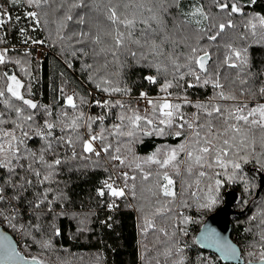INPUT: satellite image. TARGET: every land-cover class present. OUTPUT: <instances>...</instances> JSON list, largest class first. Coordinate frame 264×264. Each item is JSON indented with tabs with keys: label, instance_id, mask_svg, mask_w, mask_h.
<instances>
[{
	"label": "trees",
	"instance_id": "trees-1",
	"mask_svg": "<svg viewBox=\"0 0 264 264\" xmlns=\"http://www.w3.org/2000/svg\"><path fill=\"white\" fill-rule=\"evenodd\" d=\"M0 4L13 17L0 29L1 47L22 43L24 38L33 36L51 48L41 62L30 53L7 49V61L0 65V90L5 91V96L0 97V120L4 121L0 128L11 130L12 121L21 122L5 100L22 107L24 115L34 116V121L24 126L33 136L26 140V147L39 154L45 141L34 136L33 130L45 120L54 123L53 137L49 138L53 149L45 152L44 158L48 162L54 158L62 160L44 184H39L30 172L18 168L20 176L32 179L33 184L21 192L22 202H0V213H3L0 225L17 240L20 253L32 264L33 258L43 264H180L181 261L183 264H224L215 254L198 246L196 235L206 219L223 206L226 192L234 190L239 196L234 210L240 214L231 218V238L241 248L246 262L260 260V253L264 251V188L258 198L256 194L259 178L264 175L261 167L264 129L237 121L235 110L246 105L243 112L246 115L249 109L264 104V96L259 92L264 87V25L260 23L264 17V0L254 3L253 0H48L39 9L29 7L26 2L13 5L10 0L7 3L0 0ZM73 4L83 6L72 7ZM223 4L228 7L222 8ZM232 4H237L240 12L232 13ZM110 8H115L121 19H134V26L113 25L108 19ZM27 11L40 13L38 25L24 15ZM18 15L19 22L15 20ZM68 15L72 16L71 20L66 19ZM153 16L157 19L153 20ZM220 24L225 25L222 32ZM20 28L25 29L23 34ZM117 31L124 34L121 46L115 45ZM213 35L215 40L208 39ZM97 36L100 42L94 43ZM193 48L198 50L197 55L208 53V74L213 81L219 78L222 89L214 88L212 83L203 84V74L200 83L187 75ZM232 50L246 56L247 64H240L233 56L230 63L239 66L229 67L225 59ZM191 66L199 72L197 66ZM5 73L16 76L22 85V95L36 103V109L27 108L7 93L9 81ZM147 76L155 77L156 83H150L145 79ZM103 79L111 84H103ZM166 81L173 84L168 93L174 100L178 99L174 104L180 105L184 120L194 128L199 126L197 130L202 137L209 124L218 132H224L229 124L242 129L240 134L229 131L221 137L231 141L235 135L234 147L226 157L241 164L233 180L229 181L225 175V171L229 175L233 173L231 165L226 170L216 166L215 153L207 157V163L213 167L192 164L189 172L192 162L187 153L198 147L193 144V129L186 125L179 128L182 121L178 117L170 128L159 125V112L153 116V105L146 113L129 98L142 92L168 95L160 90ZM189 84L195 86L188 87ZM103 87L127 91L109 94ZM92 91L108 97L113 105L119 101L123 107L102 108L96 102L92 104ZM221 91L224 97L234 99L221 97L218 95ZM68 95L74 97L76 109L67 105ZM214 107H219L221 113L208 116L207 112ZM132 110L153 118L158 127L165 128V134H156L153 125L141 121L134 136L116 135L113 125L121 124L120 115H131ZM80 113L83 117L77 121V128L65 127ZM99 116H104V120L90 122L88 119ZM130 127L124 121L121 131L126 132ZM94 129L105 130L104 141L99 140L101 149L108 144L112 146L103 156L83 152L86 133ZM146 131L151 134L145 135ZM177 131L181 132L180 136L175 135ZM69 139L72 144L67 143ZM181 145L185 146L184 151H179ZM117 147L125 160L123 165L111 159L117 154ZM24 148L21 145V153L26 155ZM172 149H177L175 167L161 168L159 164L145 162L153 154L162 161ZM242 156L248 157L247 162L239 159ZM23 162H31V158ZM33 166L42 174L46 171L39 163ZM114 172L119 180L115 187L125 191L122 197H113L104 188L105 180L114 176ZM165 172L173 180L175 197L163 194V185L167 183L163 179ZM200 172L205 175L200 176ZM125 173L129 177L127 181ZM216 180L221 181L218 188ZM45 189H49L47 200L41 209L33 210L30 202H35L37 193ZM102 189L105 195L100 196ZM209 195L215 197L216 203L211 208H201L199 205L206 203ZM113 203L116 207H109ZM5 217H8L6 226L2 224ZM185 217L189 218L187 222ZM55 229H59V235ZM45 241L49 247L42 246Z\"/></svg>",
	"mask_w": 264,
	"mask_h": 264
},
{
	"label": "snow or ice",
	"instance_id": "snow-or-ice-1",
	"mask_svg": "<svg viewBox=\"0 0 264 264\" xmlns=\"http://www.w3.org/2000/svg\"><path fill=\"white\" fill-rule=\"evenodd\" d=\"M8 0H5V3H7ZM10 2L13 5L19 4L21 2H26V4L29 7H35L37 9L41 8L43 4L47 3L48 0H10ZM255 0H253V3ZM82 4H73L72 7H81ZM222 8H227V4L221 5ZM240 8L237 4L231 5V12L237 13L240 12ZM151 11V9H149ZM197 12L202 11L200 9L196 10ZM110 15L108 19L111 21L113 25H124L125 27H132L135 24L134 19H121L120 16H118L117 11L115 8L109 9ZM195 14V13H194ZM27 18L31 19L35 22V24L40 23V13L37 11H27L24 14ZM7 17V19H5ZM13 17L9 14L8 10L4 7L3 4H0V27H3L6 25L9 21H11ZM21 17L18 15L15 17V20L19 22ZM67 20H71L72 16L68 15L66 16ZM153 20H156L157 17L153 16ZM81 23L83 20L80 21ZM261 25H264V17L260 18ZM231 23L228 24V27H231ZM256 26L255 24L252 25V28L254 29ZM220 31L222 32L225 29L224 24L219 25ZM20 33L23 34L25 29L20 28ZM219 35V33H217ZM129 36H131V33H129ZM208 39L215 40L216 36H209ZM115 45L121 46L124 42V34L117 31L115 37H114ZM100 37L97 36L94 40V43H99ZM33 43H43V41H33ZM135 43H139V41H135ZM191 56H189V64H188V72L187 75L192 76L197 83L201 82L202 74L205 76L203 79V84L207 85L209 83L213 84L214 88H223V85L219 82V78L217 77L214 81L211 79L210 75L208 74V68H207V61L209 60V56L207 52H204L203 55H197V49L193 48ZM133 56H135V53H132ZM233 56L236 58V60L240 61V64H247V58L246 56L242 57V54L240 51L232 50L231 55L227 56L225 59V63H228L229 67L235 68L239 65L236 63H230ZM7 61V49L0 50V65L5 64ZM19 63V61H17ZM191 65H195L198 67L199 72L196 71L195 68H193ZM87 67L91 68V65H88ZM5 77H7V80L9 83L7 84L6 91L7 93L11 94V97H14L16 100L21 101L23 105H26L29 109H36L37 104L34 103L30 99H25L24 96L21 94L20 89L22 87L19 80H17L16 76L12 75L9 76L7 73L4 74ZM150 83H156V78L153 76H147L145 77ZM180 79H183V75H181ZM103 84L110 85L111 81L107 79L102 80ZM195 85L189 84L188 87H194ZM97 87H101L100 84L97 85ZM173 87V84L171 81H166L161 86V91L168 93V89ZM102 90L104 92H107L109 94L114 92H126V89H121L119 87H103ZM259 92L262 96H264V87H261L259 89ZM141 97L147 98L146 93H141ZM168 95H171V93H168ZM221 97H224L223 91L218 93ZM5 96V91L0 90V97ZM226 99H234V97H224ZM84 101L82 100L81 103ZM4 103L6 105H9L11 107L16 116L20 118L21 122L17 123L16 121H12V124L14 125L11 130H5L0 128V202H3L5 200H8L9 203L11 201H23V196L21 195V192L26 191V186H31L33 184V180L29 179L27 176L21 177L17 169H25L26 171L30 172L32 176H34L39 184H44L46 181H49L53 174L54 169L62 164V160L60 158H54L51 162H48L44 158V153L52 151L53 145L52 141L49 139L53 137V129L56 127V125L52 122H49L45 120L43 122L42 126H37L35 130H33V135L40 137L45 141V145L42 148V150L37 154L36 152H32L26 147V140L32 139L33 136L29 134V131L24 130V126L27 122H33L34 116L32 114L24 115V109L22 107H17L14 105H11L8 100H5ZM66 103L69 107L72 109L77 108V104L74 100V97L72 95L66 96ZM149 104L153 105L152 108V114L155 116L157 112H159V125H164L166 127H172L174 120L178 117L182 122L178 125L179 128L183 129L185 125L189 129H193V144L197 145L198 147L193 148L192 151H188L187 156L189 161L192 163L188 166V171H192V164L200 165L203 167L205 164L209 168L213 167L211 163H207V157L211 156L213 153H215V164L216 166H219L220 168L227 169L229 167V164L231 165L233 169V173L229 175L227 171H225V175L227 176L228 180L231 181L235 178V170L239 169L241 167V164L233 159V160H227L226 157L229 154V151L234 147L235 142V135L231 137V141L229 138H223L221 140V137L225 136L226 133L229 131L240 134L242 132V129L234 124H229L227 128H225L224 132H218L213 130L211 125H208V130L205 133V135L202 137L201 132L198 129L199 126L194 128V125L192 123H189L184 120L183 114L179 112L180 105L179 104H172L168 102L166 98L162 100V102L155 104L152 100L148 101ZM96 104L99 105L102 108H111L115 105H119L120 107H123V105L116 101L115 105H113L110 101H104L101 102L99 100L96 101ZM197 107H204L203 105H197ZM246 107H240L235 110V119L237 121H243L246 125H252L257 126L261 129H264V104H258L257 106L249 109L247 111V114H243L244 108ZM221 109L219 107H214L212 111H208L207 115L211 116L213 112L221 113ZM48 115H51V112H48ZM66 115V113H65ZM229 115H232L230 113ZM83 117V113H80L79 116L72 119L70 124H66L65 127L75 129L78 127L77 121ZM251 117L252 119H249ZM90 122H94V120H104V116H99L96 118L89 117L88 118ZM121 124L113 125V129L115 131L116 135L119 136H129L132 137L135 135V130L140 127L141 121H143L147 125H153V131L156 132V134L164 135L165 134V128L164 127H158L154 123L153 118H148L147 116H141L136 112L135 110H132L131 115H125L121 114L119 117ZM127 121L128 124L131 126L128 131H121L123 122ZM4 121L0 120V124H3ZM28 127L31 128L32 125L28 124ZM89 129H91V123L88 124ZM17 131L20 132V135H17ZM104 129H101V132L98 135H90V137L83 141V152L85 153H93L97 157L101 155V151L97 150L94 147L93 142L96 140H101L102 142L105 139L104 136ZM150 132H145V135H150ZM176 136H180L181 132L177 131L175 133ZM215 141V142H214ZM68 144H72L73 141L69 139L67 141ZM241 144L244 143L243 140L240 142ZM21 145H25L24 152L25 154L21 153ZM111 144H108L102 148L103 152H108L111 148ZM185 146L181 145L179 151H184ZM120 148L117 147L115 149V155L111 156V159L117 160L120 162L121 165L125 163V160L121 158L119 155ZM73 158L76 156V152L73 151ZM29 158H31V162L24 163L23 161H28ZM177 159V149H172L171 152L167 155V157L164 160H158L156 159V154H153L152 156L147 157L145 162H152L159 164L161 168H166L169 165H172L175 167L176 165L173 163ZM240 160H243L244 162H247L248 157L242 156L239 157ZM259 162V161H258ZM34 163H39L43 166V168L46 170L44 174H42V171L39 168H36L33 166ZM137 167H140L139 164L136 165ZM261 167L264 168V164H261ZM200 176H204V172L199 173ZM145 179L148 178V175L145 174ZM124 179L127 181L129 177L127 176V173L124 174ZM132 179H135V177H132ZM163 179L167 182L165 185H163V194L164 196L169 197H175V192L172 191L171 186L173 185V180L168 176V174L165 172L163 174ZM221 181L216 180V186L217 188L220 186ZM125 187H127V184H125ZM104 188H106L109 192V194L113 197H122L125 195V191L123 188L113 187L111 183H108L107 181L104 182ZM49 189H45L42 193H37V199L35 202H30V206L33 208V210L41 209V205L45 203L47 200V193ZM99 195L103 196L105 195L104 190L99 191ZM49 204L52 203V201H48ZM216 203V199L214 196L209 195L208 200L206 203H203L199 205L201 208H211ZM109 207H116L115 203L109 205ZM51 211V209H49ZM3 213H0L2 215ZM8 219V217H5ZM11 219H15V216H12ZM11 219L9 222L11 223ZM189 218L185 217V222L188 221ZM147 226H151L150 222H146ZM13 227H16V225H12ZM38 227V226H37ZM55 234L59 235V229H55ZM217 247L220 248L222 251H225L228 253L229 251L235 252V249L228 244L227 242H220L218 239L214 240ZM43 247H49V242L45 241L42 245ZM251 255V254H250ZM18 256L17 253H15V250L9 251L7 247L3 248V254L0 255V262L3 260H10L13 257ZM33 264H43L42 261H38L35 258H33ZM180 264H183L181 261ZM260 264H264V251L260 253Z\"/></svg>",
	"mask_w": 264,
	"mask_h": 264
},
{
	"label": "water",
	"instance_id": "water-1",
	"mask_svg": "<svg viewBox=\"0 0 264 264\" xmlns=\"http://www.w3.org/2000/svg\"><path fill=\"white\" fill-rule=\"evenodd\" d=\"M22 94V91H20ZM259 189L256 197L258 198L264 188V175L259 178ZM238 193L234 190H229L224 196V204L216 212L211 214L201 226L196 235V243L203 250L215 254L224 264H260L258 261L246 262L242 256V251L239 245L231 238V218L234 215L240 214L234 210V206L238 201ZM227 242L235 252L229 251L226 253L217 247L214 240ZM7 247L9 251L15 250L18 256L10 260H3L0 264H32L22 253H20L17 240L0 225V255L3 254V248Z\"/></svg>",
	"mask_w": 264,
	"mask_h": 264
},
{
	"label": "built area",
	"instance_id": "built-area-1",
	"mask_svg": "<svg viewBox=\"0 0 264 264\" xmlns=\"http://www.w3.org/2000/svg\"><path fill=\"white\" fill-rule=\"evenodd\" d=\"M5 19H7V17H5ZM2 28L3 27H0V29H2ZM33 41H43V40L38 39V38H34L33 36H29L27 38H24V41L22 43L12 44L9 48L13 51H19L21 53H30L34 56L35 60L40 61V62L44 61L46 59V57L51 52L50 46H48L44 41H43V43H33ZM0 50H1V46H0ZM70 93L73 95L74 91L71 90ZM142 93H145V92H142ZM140 94L135 96V97H129V98L133 99L135 102V105L139 108H142L144 111H146V113H148L150 111L151 106H152V104L148 103L149 100H152L154 102L156 100H163L164 98H166L168 100V102L173 103L172 99L168 95H166V96H155V95H150V94L146 93L147 98H144V97H141ZM90 96H91V103L92 104L94 102H96L97 100H99L101 102L108 101V97L99 96L98 93L94 92V91L90 92ZM100 132L101 131L99 129L91 130L89 132V134L86 133V138L88 139L90 137V135H98ZM93 144L97 150L101 151V155L103 156L104 153H103L102 149L100 148L99 139L94 141ZM117 164L119 165L120 162L118 161ZM105 181H107L108 183H111L113 185V187H115V185L117 183H119L118 177L116 176L115 172H114V176H112L111 178H107Z\"/></svg>",
	"mask_w": 264,
	"mask_h": 264
},
{
	"label": "rangeland",
	"instance_id": "rangeland-1",
	"mask_svg": "<svg viewBox=\"0 0 264 264\" xmlns=\"http://www.w3.org/2000/svg\"><path fill=\"white\" fill-rule=\"evenodd\" d=\"M200 19V18H199ZM5 27H3V29H4ZM11 45H8V46H4V47H1V50L2 49H9V50H11L9 47H10ZM163 96H166V95H163ZM169 97H170V95H168ZM171 99H172V101H173V103L172 104H174V102H176V101H178V99H173L172 97H170ZM144 112H146V111H144ZM171 188L173 189V186H171ZM1 220V219H0ZM7 223H8V219H5V221L2 223L4 226H6L7 225Z\"/></svg>",
	"mask_w": 264,
	"mask_h": 264
},
{
	"label": "flooded vegetation",
	"instance_id": "flooded-vegetation-1",
	"mask_svg": "<svg viewBox=\"0 0 264 264\" xmlns=\"http://www.w3.org/2000/svg\"><path fill=\"white\" fill-rule=\"evenodd\" d=\"M21 91V90H20Z\"/></svg>",
	"mask_w": 264,
	"mask_h": 264
}]
</instances>
